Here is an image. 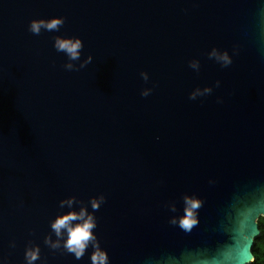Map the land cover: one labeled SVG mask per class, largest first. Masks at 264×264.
<instances>
[{
    "label": "water",
    "instance_id": "1",
    "mask_svg": "<svg viewBox=\"0 0 264 264\" xmlns=\"http://www.w3.org/2000/svg\"><path fill=\"white\" fill-rule=\"evenodd\" d=\"M261 185L264 0H0V264L31 248L34 264H92L91 243L79 259L46 243L81 207L107 264H184L227 241ZM193 194L186 233L169 219Z\"/></svg>",
    "mask_w": 264,
    "mask_h": 264
},
{
    "label": "clouds",
    "instance_id": "2",
    "mask_svg": "<svg viewBox=\"0 0 264 264\" xmlns=\"http://www.w3.org/2000/svg\"><path fill=\"white\" fill-rule=\"evenodd\" d=\"M62 19L54 18L50 21H33L30 24V31L39 33L43 27L48 30H56L62 23ZM57 50H62L67 53L70 59H77L79 57V49L81 42L79 39H57L55 42ZM216 58L222 62L223 65L231 63L230 58L226 53L217 55ZM195 66V65H193ZM71 68V65H67ZM205 91H210L206 89ZM147 91L142 95H147ZM193 94V98H194ZM213 183V181H210ZM103 201V197L93 199L91 206L93 209L99 207ZM184 214L181 216H172L169 223L179 226L184 232L188 233L192 228L198 224V210L203 206V200L196 195H185ZM72 199L61 201V206L67 205L70 209L72 207ZM172 212H176L174 206H170ZM75 222V223H73ZM259 225V228L257 227ZM264 185L257 187L252 194L245 199L237 198L232 205V212L230 216V224L226 229L227 241L218 246L212 252H202L195 259L192 257H185L184 264H264V240L257 241V233L264 232ZM96 227L95 218L88 213L85 208L81 207L77 211H68L67 213L57 216L51 223V228L57 236L56 242H51L46 239V243H50L51 247L57 248L61 246V239L63 240V247L68 252L74 253L75 257L79 259L85 252V249L91 243L94 251L91 255L92 264H107L106 254L99 248L96 243V237L92 229ZM256 244L257 251H253V245ZM245 246L247 252L245 253ZM254 254V255H253ZM27 264H34L39 258V249H27L25 253ZM164 264H178L173 258L169 257Z\"/></svg>",
    "mask_w": 264,
    "mask_h": 264
},
{
    "label": "trees",
    "instance_id": "3",
    "mask_svg": "<svg viewBox=\"0 0 264 264\" xmlns=\"http://www.w3.org/2000/svg\"><path fill=\"white\" fill-rule=\"evenodd\" d=\"M259 226V225H258ZM262 228H264V225H261ZM257 241H261L264 240V232L260 233V236L256 239ZM253 251L256 252L257 248H256V244L254 245ZM254 255V254H253ZM253 264H255V260L253 261Z\"/></svg>",
    "mask_w": 264,
    "mask_h": 264
},
{
    "label": "snow or ice",
    "instance_id": "4",
    "mask_svg": "<svg viewBox=\"0 0 264 264\" xmlns=\"http://www.w3.org/2000/svg\"><path fill=\"white\" fill-rule=\"evenodd\" d=\"M247 252V246H245V253Z\"/></svg>",
    "mask_w": 264,
    "mask_h": 264
}]
</instances>
